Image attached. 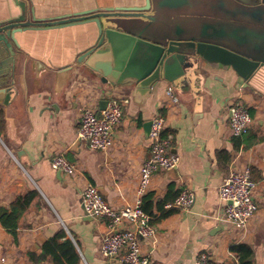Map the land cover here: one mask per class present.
<instances>
[{
	"label": "crops",
	"instance_id": "1",
	"mask_svg": "<svg viewBox=\"0 0 264 264\" xmlns=\"http://www.w3.org/2000/svg\"><path fill=\"white\" fill-rule=\"evenodd\" d=\"M221 2L214 4L221 6ZM255 2L237 0L241 6ZM145 3L0 0V23L24 15L30 24H48L15 34L18 47L13 44L14 58L9 64L0 49V92L4 90L0 94L4 113V122L0 120V213L19 195L38 192L20 218L16 236L0 221V264H55L52 256L36 263L32 254L40 255L44 244L61 232L60 242L69 239L74 244L75 264H105L99 241L109 231L107 219L85 214L82 191L92 184L115 207L136 202L140 169L151 156L150 124L157 114L166 118L163 135L170 137L171 151L179 155L180 163L175 169L154 173L147 191L153 214L160 215V202L166 201L164 208L174 206L184 189L193 191L195 200L190 208L154 222V238L142 243L148 264H194L204 251L216 264H240L231 252L239 243L251 247V264H264V81L237 87L231 69L203 65L193 81L162 79L139 95L135 85L105 83L79 62L80 55L97 43L94 21L50 25L83 11L97 13ZM191 6L193 11L188 12ZM204 6L194 0H171L157 19L145 20L147 38L156 40L163 29L184 28L189 19L208 24ZM238 35L244 38L243 28ZM66 68L70 72L64 74ZM170 86L180 100L172 107L167 97ZM110 96L118 98L123 116L113 130L112 148L92 151L77 137L80 117L87 107L100 112ZM237 98L253 118L243 136H234L229 126L230 108ZM58 153L76 164V174L52 168L50 160ZM222 153L226 157H220ZM234 161L250 166L257 183L253 195L258 211L244 229L231 228L222 220L224 204L218 190Z\"/></svg>",
	"mask_w": 264,
	"mask_h": 264
},
{
	"label": "water",
	"instance_id": "2",
	"mask_svg": "<svg viewBox=\"0 0 264 264\" xmlns=\"http://www.w3.org/2000/svg\"><path fill=\"white\" fill-rule=\"evenodd\" d=\"M170 1L146 0L142 6L109 7L97 13L88 10L50 25L94 21L97 43L80 55L79 62L98 73L105 83L135 85L139 95L151 91L162 79L193 81L203 65L231 69L237 76V87L264 81V0L250 6H241L237 0H221L222 7L214 4L219 0H194L205 5L204 21L208 24L189 19L184 28L163 29L156 40L147 38L145 20L157 19ZM47 25L25 22L24 15L0 23V49L6 54V62L14 58L17 32ZM242 28L244 38L238 35ZM62 72L69 73L70 68Z\"/></svg>",
	"mask_w": 264,
	"mask_h": 264
},
{
	"label": "built area",
	"instance_id": "3",
	"mask_svg": "<svg viewBox=\"0 0 264 264\" xmlns=\"http://www.w3.org/2000/svg\"><path fill=\"white\" fill-rule=\"evenodd\" d=\"M169 107L179 104L180 100L174 88L167 90ZM127 102V100H124ZM122 106L118 98L110 96L107 105L100 112L85 108L81 114L77 137L92 151L106 152L113 146V130L122 119ZM253 118L250 110L239 98L230 108L229 126L234 136H243L249 132ZM166 118L155 115L150 124L151 156L140 169L135 203L122 207L110 205L98 188L88 184L82 191V204L85 214L92 218H106L108 233L99 241V253L105 264H148V257L142 253L144 240H152L156 234L154 219L142 206L143 196L147 193L154 173L160 170H172L180 163L179 155L171 151V139L165 137ZM53 169L67 175H74L78 167L64 154L58 153L50 160ZM257 186L248 165L239 166L232 162L228 175L219 186V198L224 204L222 220L234 229H244L258 211L254 200ZM195 200L193 191L184 189L175 199L174 206L190 208ZM194 264H216L207 251L195 259Z\"/></svg>",
	"mask_w": 264,
	"mask_h": 264
},
{
	"label": "trees",
	"instance_id": "4",
	"mask_svg": "<svg viewBox=\"0 0 264 264\" xmlns=\"http://www.w3.org/2000/svg\"><path fill=\"white\" fill-rule=\"evenodd\" d=\"M0 120L4 122V113L2 110H0ZM219 156L226 157V155H224L223 153ZM228 160H230V158ZM37 195L38 192L36 190H31L26 194H21L11 203L9 209H4L0 213V221L2 225L14 236H16L18 233L20 218ZM165 202L166 201L159 203L158 210L160 211V215L155 217L156 215H154L152 211L153 202L151 194L146 193L143 196L142 206L150 216L154 217V220H152L153 223L158 220L167 218L180 210V208L173 205L170 208H164ZM61 237H64L63 232L59 233L56 237L48 240L44 244L43 250L40 255L32 254L33 261L36 263L42 262L45 261L48 257L52 256L54 258L55 264H75L78 261V255L76 254L74 244L69 239L60 242ZM231 252L238 257V261L240 264H251L253 251L249 245L243 243L236 244L231 247ZM222 264L234 263L230 262Z\"/></svg>",
	"mask_w": 264,
	"mask_h": 264
},
{
	"label": "rangeland",
	"instance_id": "5",
	"mask_svg": "<svg viewBox=\"0 0 264 264\" xmlns=\"http://www.w3.org/2000/svg\"><path fill=\"white\" fill-rule=\"evenodd\" d=\"M217 2V1H216ZM190 11H193L192 9H188V12H190ZM166 16H167V14H166ZM185 21V20H184ZM188 21L186 20L185 21V24L187 23ZM190 22V21H189Z\"/></svg>",
	"mask_w": 264,
	"mask_h": 264
}]
</instances>
